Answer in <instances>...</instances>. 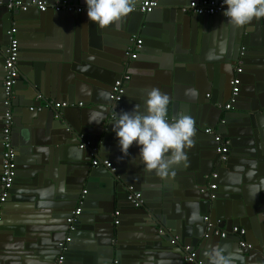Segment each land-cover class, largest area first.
I'll list each match as a JSON object with an SVG mask.
<instances>
[{"label":"crops","instance_id":"crops-1","mask_svg":"<svg viewBox=\"0 0 264 264\" xmlns=\"http://www.w3.org/2000/svg\"><path fill=\"white\" fill-rule=\"evenodd\" d=\"M162 1L170 5H163L166 9L167 7L176 9L188 3V0ZM77 6L84 7L82 4H77ZM137 6L138 4H135V7ZM136 11L134 10V14L132 12L124 20L107 29L96 30L88 21L87 12L84 14L83 12L74 14L63 12L61 14L48 10L44 12L47 17H44L43 24L47 27L50 26L52 33L47 38L45 35L40 38L36 37L32 31L25 30L20 34L21 37L17 38L20 47L25 41V47L31 50H37L38 47L43 50L45 48L56 50L59 47L64 50L63 46L76 48L78 52L76 51L71 59L77 58L82 61L86 58L87 60L82 61V64L87 67V72L92 77L88 76V78L102 80L96 73L103 77L106 76L107 66L117 62L115 60L117 58L116 51L123 49L122 47L127 42L128 29L130 31L132 27H135V31L142 35L141 38L146 45L133 61L131 70L137 74L133 75L130 81L131 85L127 87L126 97L130 98V102H126L127 106L123 109L127 111L132 108V111L134 109L140 111L143 108L141 99L147 97L149 90L157 88L163 92L166 87H171L170 93L173 96L178 95L184 99L176 101V103H185L181 108H176L175 117L185 114L195 121L194 144L185 149L187 160L178 166L173 165L170 175L165 178L144 170V165L138 158L139 149L135 145L130 148L129 155L122 158L118 142L104 141L102 145L107 150L103 149V153L106 155L103 161L108 160L123 172L130 171L127 174H135L138 181H141V178L145 180L142 184L144 188L141 191L144 195H149L148 201L157 207L155 209L158 210V216L164 215L162 212L165 211L166 214L178 216L179 221L187 224L194 215L199 218L202 211L204 213L208 211L204 203L192 199L197 196V191L193 182L189 180V178L191 179L189 173H198L199 180L202 181L203 175L214 168L212 162L214 140L210 134L204 132V127L218 130L223 134L234 135L238 143L236 148L238 153H235L231 158L229 169L223 170L220 179L215 182L218 187L221 185L222 193L219 192V195L221 196L225 192L227 196L235 197L237 204L234 203V208L231 207L228 211H225L224 206L220 207L218 204L215 207L210 205V207L218 216L226 217L229 222L231 217H239L238 215H242V219H247L246 209L242 210L239 203L240 196H243L244 203L252 205V211L256 210L257 212L253 213L251 217L253 221H256L255 228L248 224L250 221L245 226L242 225L247 232L241 240L252 244L253 248H260V240L264 241V196L260 194L264 192V109H259L258 104L246 100L248 96L259 93L264 97V21L254 19L250 24L236 28L219 16L201 18L192 15H179L180 18H172L170 14L173 13L168 12L167 17L164 18L166 13L156 9L150 12L154 15L147 22L139 18ZM70 20L73 21L70 22ZM146 34L148 36H145ZM28 36L34 38H28ZM242 43H245L249 49L258 50L261 53L254 56L257 60L250 67H240L243 71L238 75L241 81V96L240 100L236 101L238 102L236 109L245 107L247 110L245 114L250 113L251 116L242 119L234 111L220 112L214 108L211 102L196 106L190 97L197 91L204 93L205 97L209 93L211 98L214 97V100L230 98V83L236 76V69L232 68L231 60ZM183 50L191 52L182 57L186 59L185 62L175 66L174 55ZM71 64L77 65L72 62L69 63L70 67ZM52 72V67L49 64L39 70L38 78L47 97L52 94L50 92L52 90L51 80L54 79ZM68 72L71 74L73 71ZM110 82L111 80H108V83ZM166 82H171V86L166 85ZM103 85L109 86V84ZM23 86L18 82L17 90L28 94L24 92ZM59 89L62 88L59 87ZM190 90L195 91L193 93ZM53 96L55 97V95ZM91 96L94 97L91 100L96 103L107 99L106 92L97 87L94 90L92 88ZM1 97L0 87V125H3ZM42 98L43 96L39 94L34 101H41V106H45L46 102ZM54 99L56 100L53 101L56 102H68L61 98ZM80 101L78 100L79 103L82 102ZM17 102L16 98L15 103ZM83 103L82 107L63 108L66 111V116L74 123H78L80 120L92 122L91 119H103L105 110H102L101 106H88L85 105V102ZM25 109L16 113V117L20 121L27 120L26 111L28 112V110ZM222 119H225L227 124H222ZM22 123L24 128L17 134V140L19 143H24V152L19 154L17 166L21 168L18 169V173L23 174V171H26L27 177L26 179L21 178L19 181L16 179L17 185L20 186L16 189L18 193L12 195V202H8L4 209L3 221H5V225L0 231V246H2L0 262L2 264H50L51 253L55 245L71 236L75 241L69 242L74 244L73 247L67 245L65 255L68 259L66 263L95 264L91 254L99 252L100 247L107 246L105 243H101V239L99 243L98 234L103 232L102 226L105 223L102 220L105 216L100 211L103 209L112 211L115 203L113 195L108 196L109 193L103 191L105 188H94L95 192L90 193L93 197L90 199V206L85 215L83 211L80 215L83 228H76L74 232L70 233L67 219L73 209H70L69 205L76 202L77 186L81 184L86 187L87 185V182L81 178L83 166L79 161L72 159L69 154H64L63 157L55 151H50L49 149L54 146L45 145L44 133L47 132L46 129L42 130L39 127L31 126L32 124L27 126L24 122ZM25 140L28 141V144H25ZM66 146L71 147V145ZM61 150L64 153L68 152L65 148ZM81 150V148H75L76 152ZM94 151L95 149L90 154L92 155ZM87 152L85 149L80 152L84 162L88 161ZM93 160L96 159L93 157L91 163ZM140 170H143L144 174H140ZM25 183L27 185H24ZM235 208L236 214L231 213ZM119 210L122 211L121 208ZM116 211L118 210L115 207L113 213L109 212L108 218H114ZM118 219L119 224L114 225V238L119 239L121 246L124 245V249L120 253L123 254L126 264H179L176 248L170 247L167 250L160 242L145 240V232L151 229L147 226L143 227L142 224L138 225L132 209L123 211ZM180 227L185 245H191L190 241H194L193 233L199 229L196 227L195 230H192L183 225ZM254 229L255 231L251 235ZM237 239L233 235L216 243V248H220L229 264H263L257 263L256 259H251V257H248L249 261H246L247 258H237V255L233 253L234 250H237ZM202 240L205 241L203 238ZM202 240L200 239L199 243ZM194 249L198 252L199 247H194ZM211 252L210 249L207 254L198 252V259L210 264L206 259ZM251 252L253 256L257 253L255 250ZM57 257L53 264H56ZM101 257L96 254V264H101Z\"/></svg>","mask_w":264,"mask_h":264},{"label":"water","instance_id":"water-1","mask_svg":"<svg viewBox=\"0 0 264 264\" xmlns=\"http://www.w3.org/2000/svg\"><path fill=\"white\" fill-rule=\"evenodd\" d=\"M23 1H29V0H23ZM48 3L49 6L54 5L58 1H63V0H44ZM69 1L73 4H82L83 7V14L87 12L86 9V4L84 0H66ZM144 0H136V4L138 6L141 4V2ZM2 4L0 5V87L2 90V103L4 100V93H3V78L5 74V60H6V49L9 45L10 38L12 37L9 34V31L12 28H16L17 33L14 35V37L20 36V34L25 31H32L36 37H42L45 35L47 38L50 33H52V29L50 26H46L44 23V17H47V15H44V12L39 11L37 8H28L27 10H21V9H16V8H9L7 5L8 0H0ZM188 3L185 5L189 4L191 1L188 0ZM163 5L170 6L168 4H165L164 1L162 0H157V7L153 8L151 11L147 13H141L140 11H136L138 14L139 18L144 19V21L149 22L153 18L154 13L150 14V12L155 11L156 9L162 10L165 14L164 18L167 17L168 12H172L173 14H170L171 17H178L180 18L179 15L183 16H194V17H214V16H208V15H196V14H185L182 12L181 7H178L176 9H170V7L164 8ZM184 6V5H182ZM172 8V7H171ZM48 10H53L51 7L47 9ZM54 11V10H53ZM46 12V11H45ZM57 13H63V12H57ZM69 13V12H66ZM75 12H70L69 14H74ZM132 14V13H131ZM129 14V15H131ZM134 14V12H133ZM150 14V15H149ZM44 15V16H43ZM221 19H223L225 22H227L226 18L223 16H220ZM258 20H263L264 18H260ZM73 20H70L72 22ZM228 23V22H227ZM92 27L96 30H100L98 25L91 24ZM130 27V26H129ZM141 34L137 33L135 31V27H132L131 30L129 31L128 29V36H126V44L122 47L120 51H116L117 58L115 59L117 62L115 64L107 66L105 69L106 76L103 77L96 73L98 76L102 78V80H95V79H89L91 77L88 72H87V67L82 64V61H86L87 59L84 58L81 60H78L77 58L71 59L72 55L77 51L78 49L68 47V46H63L64 50H61L60 47L56 48V50L49 49L45 50L41 49L38 47L37 50H31L27 49L25 47V41L21 44L20 50H19V60H18V69H19V79L17 83H22L24 86V92L28 93H21L17 89V83L15 86V98L13 101V113H14V125H13V130H12V139H13V144L16 148L17 152V161H19V154L24 152V143H19L17 140L18 138V133L23 130V123L25 125L32 124L31 126L39 127L42 130L46 129L47 132L44 133L45 135V145H53L54 147H49L50 151H55L58 155L63 156L64 154H69L72 159L77 160L81 163L83 166L82 168V180H85L87 182L86 187L83 185H78L77 186V196H76V202L71 203L69 205L70 209L75 210L77 203L79 204V201H83V204L81 206L83 214L85 215L88 207L90 206V199L93 198L91 196V192L94 191V188H105L103 191L109 193L108 196L113 195V199L115 200V203L113 204V209L112 211H105V209L101 210L100 212L105 216L103 217L102 220H104V225L102 226L103 232H99L98 237H99V243L101 239V243H105L107 246L105 248H99V252H93L91 256L93 257L94 263L96 264V254H98L101 257V264H126L124 261L125 258H123L122 249H124V245L121 246L119 239L114 238V225H115V219H118L120 215L114 216V218L110 217L109 219V212L113 213L115 207L119 211V214L123 213V211L132 209L133 215L136 217V220L138 222V225H141L143 227H149L151 230H147L145 233V240L146 241H151V242H160L161 244L164 245V249L169 250L170 247L176 248L178 250V261L179 264H196V263H190L185 260V255L186 252L183 249V246L186 244L183 240L184 235H182V229L181 225H183L185 228H191L192 230L199 229L196 231V233H193L194 236V241H190V244L193 247H199L198 252L199 254L205 253L207 254V251L210 249L213 251L214 249L220 250V248H216L217 244L219 241L225 240L228 237L233 236L231 234V228L235 225L237 226H242L246 225L248 221H250V225L256 226V221H253L251 219L252 214L256 213L257 211L253 210L251 208L252 205H249L247 203H244L245 200L243 196H240V207L242 210L246 211V214L248 216L247 219H242V215H238L239 217H231L230 222L226 217H220L216 214L214 209L210 207L215 205H220L224 206L225 211H228L231 207H233L236 202L235 197L227 196L225 192L220 196L219 192L222 193L221 185L218 187L217 190L212 191L208 190V184L213 182L212 178H209V175L212 173H216L218 175V178L220 179L221 177V172L224 170L226 171L230 167V160L231 158L235 155V153H238L236 148L238 146V143L236 142L235 136L233 137L232 135H227L220 133L218 130H214L215 133L210 134L212 139L214 140L215 134L220 133L230 141V151H229V158L226 162H222L219 160L218 154L215 152V147L216 143L214 142L213 145V151L214 154L212 156V162L214 165V168L209 172L203 175L202 181L199 180V175L198 173H189V176H191V179L189 178L190 181L193 182V186L195 187L197 191V196L193 197L192 199L194 201L198 200L199 203H204L205 207L208 208L207 212H203L199 215V218L194 215L192 220L184 224V222L179 221L178 216L172 214H166L165 211L162 213L164 215L158 216V210L155 205L149 203V195H144L142 193V189L144 186L142 185L145 180L138 181L136 179L135 174H127L130 173V171L123 172V170H119L113 165V168H115L114 171H112L109 168H106L103 165V158L106 156L103 153V149L105 151L107 148L102 145V142H115L117 143L118 140L116 139L115 133L113 132L112 129H109L114 125L116 120L118 119L119 114L122 111H126L123 109L127 105H125L126 102H130V98L126 97V93H128V88L130 84V81L133 77L134 74H137L135 72H132L131 67L133 64V61L129 58L127 55L128 48L133 44L132 39L134 38H140L142 39V50L145 47V43L143 38H141ZM145 36H148L147 34ZM21 37V36H20ZM31 36H28L30 38ZM31 38H34L33 36ZM45 39V38H44ZM246 43V42H245ZM245 43H242L239 45V49L236 53V55L232 58L231 60V65L233 69H236L239 66H242L244 68H248L251 66V64L255 63L257 59H255L254 56L260 55V51L258 50H253L249 49ZM45 46V43H44ZM148 47L150 45L148 44ZM191 51L190 50H183L182 52H177V54L174 55V63L175 66L182 64L183 62L186 61L185 58H182L184 54H189ZM176 53V52H174ZM76 63V66H73L71 64V67L69 63ZM117 63V64H116ZM49 64L52 67V73L54 75V79L51 80L52 82V90L50 92L55 95V97L50 94L48 97L46 95V92L44 88L42 87L38 75H39V70L42 69V67L46 66ZM154 64V63H153ZM157 64V63H155ZM158 65V64H157ZM174 66V67H175ZM68 71H73L71 74H69ZM125 74L130 75V80L125 82V96L121 102H114L110 99L112 87L115 83V81ZM92 78V77H91ZM108 80H111L110 83H108ZM180 82L182 81L181 78L179 79ZM51 84V83H50ZM102 84V85H101ZM103 84H109V86H104ZM98 85V86H95ZM166 85L171 86V82H166ZM59 87L62 89L60 90ZM101 88L106 92L107 99L106 101H99L95 102L92 94V88L93 90L95 88ZM171 87H166V89L163 90V93L167 94L169 97V105H168V119L170 122L174 121L176 119L174 112L176 108H181L182 104L185 103H176V101H183L184 99L178 95L173 96L170 93ZM41 94L43 96V100L45 102L53 101L56 100L54 98H61L63 100H68L69 104H74L73 107H69V109H73L76 106H78L79 102L78 100H81L80 102L82 103V106L84 105L83 102H85V105H90V106H95L99 105L101 106L100 108L102 110H105V115L103 116V119L100 120H94L91 119L92 122L90 121H79L78 123H74L72 120H70L66 116V111L64 109L57 110L53 107L49 108H44L42 111H38L37 108L41 106V101H34L37 97V95ZM214 94V93H213ZM241 93H239L238 99L236 101L240 100ZM26 101H24L23 99ZM204 93H201L200 91H197L193 96L190 98L193 100L194 103H196V106L200 104H205V103H210L216 108L218 111H225L228 112V110H224L223 106L228 102L229 98H222V99H217L214 100L211 98L210 94L206 95L204 98ZM16 98L18 99V102L15 103ZM211 98V99H210ZM145 100L146 98L144 97L141 99L142 103V109L140 112H145ZM212 100V101H211ZM232 105L231 110L229 111H234L235 114H239L242 119L246 118L247 116H251L250 113H247L248 115L245 114V107L237 108L236 109V102ZM248 102H255L258 104L259 109H264V97H262L261 93L257 95H251L247 97ZM80 106V107H82ZM33 107L34 110H30V108ZM23 108H26L28 110L27 113V120L25 119L24 121H20L18 117H16V113L21 112ZM90 108V107H89ZM88 108V109H89ZM25 109V110H26ZM81 110L83 108H80ZM127 111H132V108ZM4 112V111H3ZM244 112V113H243ZM255 112V111H252ZM113 115V117H112ZM3 118V114L1 115ZM223 120V119H222ZM221 120L222 124H227V121L224 119L223 121ZM1 126V131H0V140L2 136V128L3 125ZM207 128L204 127V132ZM115 140V141H114ZM235 141V142H234ZM25 144H28V141L25 140ZM66 145H71V147H67ZM80 145H84V148L81 150L83 151L84 149L87 150V156H88V161L84 162L81 159L82 153L76 152L75 148L80 149ZM59 146V147H58ZM66 149L68 152L62 151L61 149ZM95 149L94 153L92 155L90 154L92 150ZM3 151V145L2 141H0V175L2 172V152ZM69 156V157H70ZM95 158L98 164L92 165V158ZM251 157L252 154H251ZM94 161V160H93ZM229 165V166H228ZM89 167V168H88ZM18 169L20 170V166H17V177L18 181L22 179H26L27 173L26 171H23L24 173H18ZM89 169V170H88ZM22 171V170H21ZM138 171V170H137ZM141 171V170H140ZM140 174H144L143 170L141 171ZM52 177V176H51ZM134 177V178H133ZM138 177V176H137ZM18 181L15 180V184L12 188L10 198L8 199V202H12V195H14L17 192V187H20L17 185ZM33 183V181H32ZM24 185H27L26 183ZM23 186V185H22ZM129 187H132L133 191H137L142 193L141 195V205L140 207H135L134 204H132L128 200V195L130 194ZM224 187V185H223ZM204 189V192H201V190ZM85 191V193H83ZM98 191V190H96ZM95 192V191H94ZM210 193L215 194V199L210 198ZM261 195L264 196V192L260 193ZM6 203V204H7ZM235 203V204H234ZM6 204L4 206V209L6 208ZM119 208L122 209V211L119 210ZM234 208V207H233ZM235 210H232L231 213H235ZM244 213V211H243ZM242 214V213H240ZM5 215V211H4ZM71 213L69 214V216ZM208 215L210 217V222L213 224L214 229L211 232H208V237H205L206 234V222L204 221V217ZM119 220V219H118ZM144 224V225H143ZM5 225V221L0 224V231L3 230ZM68 225V224H67ZM189 225V226H188ZM75 226L77 229H82L83 228V221L80 219V216H77L75 220ZM116 226V225H115ZM68 227V226H67ZM243 227V226H242ZM215 228H219L221 231H224L227 233V236L225 238L221 237V233L215 235L214 230ZM244 228V227H243ZM162 230V232H160ZM171 230V231H170ZM248 230L250 232V228L248 227ZM99 231V230H98ZM97 231V232H98ZM255 231V229L251 232L252 233ZM256 236H258V233H256ZM177 237L178 241L176 244H172L171 241L174 240V238ZM205 239V241L202 240V238ZM237 237V250H234L233 253L237 255V258H247L246 261L248 260V257H251V259H256L255 261L257 263H263L264 264V241L262 239L260 240V248H253V249H247V248H242L240 246V241L241 238ZM103 239V240H102ZM202 240L201 243H199V240ZM72 240L74 238L72 237ZM71 240V241H72ZM121 240V239H120ZM75 241V240H74ZM259 242V241H258ZM68 247H73V243H68ZM1 249L2 246H0V254H1ZM257 251L256 255L253 256L251 251ZM53 252L51 253L52 256L50 259L52 260L50 264H53L54 259L56 256L60 254V250L58 248V243L55 245V247L52 250ZM4 255V254H3ZM208 257V256H207ZM67 256L65 255L64 262L62 264H67ZM89 257V261H90ZM210 263V258L206 259ZM0 264H2L0 262Z\"/></svg>","mask_w":264,"mask_h":264},{"label":"built area","instance_id":"built-area-1","mask_svg":"<svg viewBox=\"0 0 264 264\" xmlns=\"http://www.w3.org/2000/svg\"><path fill=\"white\" fill-rule=\"evenodd\" d=\"M2 2H0V5ZM9 8H16L21 10H27L28 8H37L41 12L47 11L49 7H51L55 12H75V13H82L83 7H78L77 5L63 0L58 1L54 5L49 6L48 3L44 0H8L7 3ZM223 0H198V1H191L189 4L184 5L181 7V10L185 14H196V15H208V16H223L224 7ZM157 7V0H145L141 2V4L134 8V10H138L141 13H147L151 11L153 8ZM17 33L16 28H12L9 31V34L12 36L10 38L9 45L6 49V60H5V74L3 78V93H4V102H3V128H2V145H3V152H2V172L0 175V224L3 221L4 217V206L7 203L8 199L10 198L12 188L15 184V180L17 177V152L16 148L13 144L12 139V130L14 125V113H13V101L15 98V86L19 79V69H18V60H19V50H20V43L17 37L14 35ZM133 44L128 48L127 55L131 60H134L138 57V53L142 49V39L140 38H133ZM239 66L236 68V76L231 81V96L228 102L223 106L224 110H231L232 105L235 103L237 97L240 93V85L241 81L238 78V75L242 73L243 67ZM130 80V75L125 74L121 78L117 79L112 87L110 99L114 102H121L125 96V82ZM74 104H69V102H56V101H49L46 102L45 106H40L37 108L38 111H42L44 108L53 107L57 110L73 107ZM78 106H82V103H79ZM30 110H34L33 107ZM113 117V115H112ZM208 134L215 133L214 130L211 128L205 130ZM214 142L216 143L215 152L219 156V160L222 162H226L229 158V151H230V141L226 137H224L220 133H216L214 137ZM80 148L83 149L84 145H80ZM98 164L96 160L93 161V165ZM103 165L106 168L111 169L112 171L115 170L113 168V164L108 160L103 161ZM209 178L213 179V182L208 184L207 189L215 191L218 189V184L215 182L218 178L216 173H212L209 175ZM131 191L128 195V200L134 204L135 207H140L141 201V193L137 191H133L132 187H129ZM205 190L202 189L201 192ZM85 193V191L83 192ZM210 198L215 199V194L210 193ZM83 201H79L78 206L75 210L71 212V215L67 219L68 230L70 233L74 232L76 229L75 220L77 216L81 215ZM115 216L120 215L119 211H116ZM204 221L206 222V234L205 237H208V232H211L214 229L213 224L210 222V217L206 215L204 217ZM115 224H119V220L115 219ZM162 232V230H160ZM246 229L241 226H233L231 228V234L237 235L240 238H243L246 235ZM221 237L225 238L227 233L221 231L219 228H215L214 234H220ZM72 237L68 236L64 241L58 244V248L60 250V254L57 257L56 264H62L65 259V253L67 250V244L71 242ZM178 238L175 237L174 240L171 241L172 244H176ZM240 246L242 248L253 249V245L250 243L245 242L244 240L240 241ZM184 251L186 252L185 260L190 263L196 264H207L205 261H201L198 259V252L194 249L191 245H184ZM264 249V248H263Z\"/></svg>","mask_w":264,"mask_h":264},{"label":"clouds","instance_id":"clouds-1","mask_svg":"<svg viewBox=\"0 0 264 264\" xmlns=\"http://www.w3.org/2000/svg\"><path fill=\"white\" fill-rule=\"evenodd\" d=\"M88 21L101 29L117 24L134 11L136 0H84ZM223 15L236 28L264 18V0H223ZM194 93L195 90H190ZM169 97L157 88L148 91L145 112L136 109L122 111L112 130L118 140L122 158L129 155L134 145L139 149L138 158L148 173L168 177L173 165L187 160L186 148L194 144L195 121L180 114L168 119ZM210 264H229L220 250L210 254Z\"/></svg>","mask_w":264,"mask_h":264},{"label":"flooded vegetation","instance_id":"flooded-vegetation-1","mask_svg":"<svg viewBox=\"0 0 264 264\" xmlns=\"http://www.w3.org/2000/svg\"><path fill=\"white\" fill-rule=\"evenodd\" d=\"M3 102H4V100H3ZM2 107H3V103H2ZM3 111H4V108H3ZM0 141H2V137H1V140H0ZM2 152H3V151H2ZM2 152H1V153H2ZM1 160H2V159H1Z\"/></svg>","mask_w":264,"mask_h":264}]
</instances>
